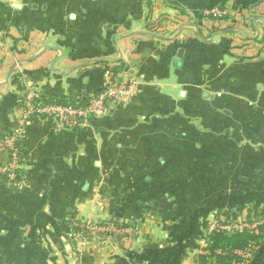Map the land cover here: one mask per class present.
Instances as JSON below:
<instances>
[{"label":"crops","instance_id":"crops-1","mask_svg":"<svg viewBox=\"0 0 264 264\" xmlns=\"http://www.w3.org/2000/svg\"><path fill=\"white\" fill-rule=\"evenodd\" d=\"M131 79L83 129L26 113L32 90L81 104ZM248 174L264 180V0H0V264H201ZM86 219L134 234L81 240Z\"/></svg>","mask_w":264,"mask_h":264},{"label":"built area","instance_id":"built-area-1","mask_svg":"<svg viewBox=\"0 0 264 264\" xmlns=\"http://www.w3.org/2000/svg\"><path fill=\"white\" fill-rule=\"evenodd\" d=\"M224 14L225 12L222 9L215 8L208 11L205 16L218 19L223 17ZM137 87V82L133 79L113 82L106 85L100 93L88 98L81 104L71 101L61 104L48 102L39 93L32 90L25 96L26 113L52 120L56 130L60 132L83 129L86 128L91 119L105 115L111 106L129 103L135 97ZM8 148L11 155L5 171L10 178L14 179L21 163L22 154L19 148L16 145L13 146L12 143L9 144ZM116 221L112 224L86 219L79 224H75V227L86 240H90V237L97 240H106L134 234L132 228L125 227L121 222Z\"/></svg>","mask_w":264,"mask_h":264},{"label":"rangeland","instance_id":"rangeland-1","mask_svg":"<svg viewBox=\"0 0 264 264\" xmlns=\"http://www.w3.org/2000/svg\"><path fill=\"white\" fill-rule=\"evenodd\" d=\"M215 8L220 9V7H215ZM238 177H240V179H238ZM255 180L256 181L260 180L261 183L259 184L254 183ZM230 183L231 184L234 183V185L230 187L229 192L231 193L230 195L234 194L236 196L235 201L237 200L239 190H240V194L244 192L245 197L240 195L238 198L241 199L245 198V208L241 209V207H236L235 205H231L232 210L230 209L227 215L219 213L216 216V218L215 219L212 218L211 223L210 224L208 223L206 228L203 229V231L207 234L211 232H217L219 230L227 231L229 233L245 234L246 232L255 231L260 224L264 223V180L259 179V177L254 176L253 174L241 175V176L233 175L231 177ZM256 187H262V189L259 190L256 189ZM241 189L243 190V192H241L242 191ZM81 222L83 221L72 222L71 229L73 230V233L75 234V236H77V238L83 240V237L80 235V233L75 227V224H79ZM98 222H103V221H98ZM107 222L113 224L117 221L110 220ZM90 239L92 241V237H90ZM199 239L202 246L201 256L203 258L205 257L207 261H211L212 259H215V256L212 259H210L212 252L209 250L210 247L207 241L206 234L203 235L200 234ZM263 247L264 244L262 246L260 245L256 246L255 242H251L249 246L245 248V250H238V249H229L228 251L216 250L214 254L217 256L220 255L227 257V260H230V264H237L236 257L239 258L240 264H245L246 262L250 261L252 258L257 256L261 251V249L263 250ZM249 249H253L254 252L256 253L253 252L252 254L251 253L249 254L250 252ZM241 260H244V262H241Z\"/></svg>","mask_w":264,"mask_h":264},{"label":"trees","instance_id":"trees-1","mask_svg":"<svg viewBox=\"0 0 264 264\" xmlns=\"http://www.w3.org/2000/svg\"><path fill=\"white\" fill-rule=\"evenodd\" d=\"M46 101L53 103H60V104L66 102L64 100H47V99ZM19 150L20 152L22 151L21 148ZM200 234L201 235L206 234L207 241L210 247L209 250L212 252L210 259H212L215 256L214 260H216L218 264H230V260H227V257L220 255L217 256L214 254V252L216 250L228 251L229 249L245 250V248H247L251 242H255L256 246L258 245L262 246L264 244V223L260 224L255 231L246 232L245 234L229 233L227 231H222V230L221 231L219 230L217 232H211L208 234L202 230L199 233V235ZM249 250H250L249 254L250 253L252 254L254 252L253 249H249ZM236 259H237V264H240L239 258L236 257ZM241 262H244V260H241ZM206 263H208L207 259H205V257L204 258L202 257L201 264H206Z\"/></svg>","mask_w":264,"mask_h":264}]
</instances>
